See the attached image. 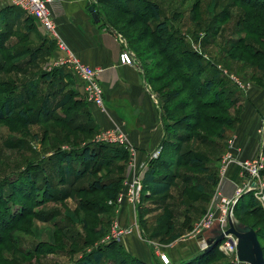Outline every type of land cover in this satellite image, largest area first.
Wrapping results in <instances>:
<instances>
[{"label": "rangeland", "instance_id": "374dc122", "mask_svg": "<svg viewBox=\"0 0 264 264\" xmlns=\"http://www.w3.org/2000/svg\"><path fill=\"white\" fill-rule=\"evenodd\" d=\"M244 2L119 0V10L124 12L98 5L102 18L130 46L144 69V76L148 79L154 97L159 101L160 111L168 126L160 162H169L168 166L164 164V169L157 167V173L168 176L166 179L172 183V189L163 198L149 197L143 191L145 197L138 212L126 200L119 203L116 201L119 194L125 192L124 184L130 183L133 173L137 172V169H131L132 162L128 163V170L124 166L121 171L117 169L120 163H113L104 170L88 165L85 168H75V171L82 169L87 174L77 179L72 187L58 185L56 178H60L62 173L57 171L55 178L49 177V181L55 196L58 192L60 196L52 202L32 206L34 200L25 203L19 194L24 187L17 180L25 166L35 162L42 163L48 160L50 154L58 151L82 148L88 143H95L102 131L94 130L90 135L76 131V125L87 126V110L85 105L73 106L74 99L69 106L75 110H54L52 113H49L51 110H45L37 124L26 125L18 117L1 120L0 264L82 262L85 256L106 248L111 243L107 238L113 224L120 227L129 225L130 222L123 224L120 220L124 206L129 208L127 210H130L132 220L133 217L137 219V230H143L156 244L169 247L176 243L178 247L191 242L196 245L197 239L193 237L199 228L198 224L207 213L217 214L215 198L220 190L219 181L223 180L221 171L225 167L224 157L229 153H233L236 158L235 163L231 164L235 167V175L230 182V196L223 192L222 196L231 199L240 188V193L236 194L240 195L239 199L244 196L239 206L234 205L231 215L237 225L235 227L240 230L248 228L254 232L264 260V210L263 214L253 212L254 207L246 205L251 199L244 189L249 178L239 167L240 162L253 160L259 154L264 157V118L260 120L256 130L259 142L257 152L252 157L243 158L244 148L238 145L235 138L244 112V99L241 95L243 91L223 74L228 73L243 84H249V89L245 91L247 94L253 84L264 87V0ZM111 3L115 4V0ZM149 4L157 6L158 20L153 18L151 9L147 7ZM134 9L142 12L144 19L134 15ZM160 23L167 26L164 34L156 28ZM26 25L31 28L34 24L27 21ZM38 33L29 39L22 30L14 27L8 28V35L4 40L0 37V93H9L12 87L19 86L24 80L37 78L40 73H49L52 70L48 66L50 58L37 61V56L44 50L39 47L41 43L43 42V47L50 45L41 29ZM246 33L254 34V37ZM160 35L164 40L169 37L173 45L179 46L180 53L174 55L184 63L185 67L180 71L172 69L173 65L165 61L163 45L158 43ZM23 38L27 40L25 43L20 41ZM36 39L40 40L34 41ZM245 45L248 48H243ZM198 57L202 60L200 67L197 66ZM31 60L37 62L26 67ZM19 64L24 67H19ZM213 68L228 81L222 80L225 90L217 87V91L224 92L219 102L208 106L206 103L210 100L213 102V96L202 95L205 94L206 86L211 83V76L216 72ZM183 71L189 73L184 78L181 75ZM44 92L51 93L53 89L47 86ZM168 94L171 101L161 104L159 99ZM3 98L5 97L0 96V102ZM59 100L50 102V106H54ZM38 103L40 99H35L28 107L37 106ZM76 105L81 106L80 109ZM197 159L198 162L195 161ZM229 167L226 169L225 181ZM121 175V188L114 201L108 200L112 194L109 191L88 190L94 182L114 180ZM237 179L238 182L235 181ZM260 180L264 184V173ZM61 184L65 182L61 181ZM63 194L69 198L64 200ZM164 220L168 221L167 234L156 239L154 236L160 235L162 230H159V226ZM217 226L216 223L211 229ZM136 233L134 230L129 236ZM175 235L178 237L173 240ZM210 237L211 235H205L203 242H210ZM104 250L106 253L100 264L132 263L128 257L130 255L116 247ZM197 250L196 245V254L209 252L206 255L209 259L201 264H246L238 260L236 248L231 254L221 251L218 244L210 249ZM195 253L182 261L194 257Z\"/></svg>", "mask_w": 264, "mask_h": 264}, {"label": "crops", "instance_id": "0c3cea01", "mask_svg": "<svg viewBox=\"0 0 264 264\" xmlns=\"http://www.w3.org/2000/svg\"><path fill=\"white\" fill-rule=\"evenodd\" d=\"M98 5L96 0H54L51 5V12L57 24L61 40L67 46L68 51L72 52L81 63L97 71L98 82L104 94L105 112H101L89 102L84 92V84L67 68H63L65 71L59 75L53 73L54 83L51 84L54 85L50 84L53 89V92L50 93L51 102L53 103L61 98L58 93L60 86L64 87V93H73L75 95L74 100L80 101L86 106L87 125H92L98 131L114 128L122 131L127 144L132 149L130 152L125 151L124 166H126V170H128V163L131 162L133 165L132 170L137 169L138 171L142 165H146L143 171L144 174L148 169L149 157L156 150L161 149L160 146L164 139L161 111L136 56L126 45L124 39L102 18L101 12L98 11ZM90 7L94 8L99 22L96 23L93 20L88 11ZM26 24L27 19L22 13L0 5V37L3 40L8 35V28L17 27V29L23 31L25 36L30 37L29 39H32L33 35L37 36L39 34L40 29L35 22H33L34 25L31 28L27 27ZM23 39L20 41L25 43L27 40ZM37 40L40 39L34 41ZM42 43L39 47L44 50H41L37 56V61L50 58L48 66L53 71L54 60L64 56L65 53L53 43V45L50 44L45 47L42 46ZM126 52L132 57V65L120 63V55ZM37 61L29 62L26 67ZM19 65L21 68L24 67L21 64ZM41 77L40 73L37 79L42 87L38 94L42 98L45 95L44 89L47 87V82L46 84L42 83ZM28 81L30 80H24L21 84ZM241 95L244 99L242 100L244 112L235 138L238 145L244 148L242 157L249 158L255 155L258 148L259 142L256 130L260 120L264 118V87L253 84L248 94L243 92ZM56 103L51 107V110H60L55 107ZM126 170L125 173L127 174ZM234 175L235 167L231 165L222 189L224 195L230 196L232 189L230 182L234 180ZM235 181L238 182V179ZM207 184L209 183L207 182ZM127 209L129 208L124 206L121 211V222L123 224L130 222L128 226L132 225V221L138 223L136 218L133 217L132 220V214ZM207 234L209 235V232L204 233L203 238ZM119 245L125 253L146 264H162L155 254L156 251L167 256L168 264H179L196 252H194L196 245L198 247L197 251L202 250L200 239L196 241V245L190 242L178 247L176 243L170 244L169 247L161 246L156 244L142 230L131 236H126ZM180 248L184 251H181Z\"/></svg>", "mask_w": 264, "mask_h": 264}, {"label": "trees", "instance_id": "16d2710c", "mask_svg": "<svg viewBox=\"0 0 264 264\" xmlns=\"http://www.w3.org/2000/svg\"><path fill=\"white\" fill-rule=\"evenodd\" d=\"M96 1L99 5L113 8L115 11H120L119 10L120 7L118 6L119 0H115V4L111 3V1L113 2L114 0H110V1L109 0H96ZM128 1H131V0H128ZM243 1L246 2L247 0H243ZM147 7L148 9L149 8L151 9L153 18L155 20H158L159 15H158L157 6L155 4H149ZM6 8H12L20 12L15 7L7 6ZM120 12H124V11L122 10ZM141 13L142 12H139L136 9H134L133 11V14L138 16L142 20L144 19L142 18L144 16ZM25 17L27 21L34 22V20H32L31 18L27 16ZM156 28L162 34H164L167 31V26L162 23L158 24ZM246 34L248 36L254 35V34L251 35L250 33L249 34L246 33ZM262 35H264V33ZM171 41L172 40H170L169 37H166V39L164 40L162 35H160V38L158 39V43L159 44L161 43L163 45L162 54L163 55L165 54V57H166L165 61L169 62L170 65H173L172 69L180 71L185 66H184L183 61L174 55V54L178 55V53H180L179 46L177 47L173 45ZM236 44L238 45L239 42ZM243 48H248V45H245ZM174 56L176 57L175 59H174ZM198 59L199 60L197 62V66L200 67L202 60L200 57H198ZM31 61H34V60H31ZM213 69L216 72H214L213 75L211 76L212 78L211 83H209L206 86L204 90L205 94L202 95L203 97H205L208 94H210V97L213 96V98H211L213 102H211L210 100L208 103H206L208 104V106H212L213 104L218 103L220 100V97L223 96L224 94V92H222L223 90L217 91V87L223 88L224 83L222 80L226 78H224L215 68ZM63 71H65L63 68H57L49 73L42 72L41 73V76H42L41 78L43 80L42 83L46 84L47 82L46 86L50 87V84L54 83V79H52V77H54V74L59 75ZM187 74L189 73H187L186 71H183L181 75L184 78ZM146 80L148 82L147 77H146ZM188 80L190 81V79ZM51 85H54V84H51ZM41 87H42L41 83L38 81L37 78L34 77L30 81L26 82L25 84H19V86L15 88L12 87L9 93L1 92L0 96H3L5 98H3V100L0 102V121L6 120L9 118L18 117L21 120H23L26 125H32V124L39 123L40 122L39 118H40L41 113H45V110H51L50 92L45 93V95H43V97L41 98L38 94ZM223 89L225 90V88ZM64 92H65L64 87L60 86L58 93L60 94L61 98L55 107H57V109H60V110H65V109L75 110V108H71L69 106L70 101H72V99L75 98V95L73 93L71 94L69 92L67 93H64ZM35 99H40V103H38L37 106L28 107L29 104L35 102ZM170 99L171 98L168 94V95L162 96V98H160L159 100L161 104L162 102L167 104L171 101ZM156 100L159 105V101L157 98ZM75 104H80L81 106L84 105V103L77 101V100L73 101V106H75ZM81 106H77V107L80 109ZM66 107H69V108H66ZM52 112H54V110L49 111V113H52ZM86 114L87 113H85V115ZM161 118H162V123H163L164 139L160 146L161 148L160 154L156 159H152L149 161L148 170L144 174V177L142 180L143 191L147 193V196L152 197V198L153 197L163 198L166 195H168V193L172 189V183L166 179L168 176H166L165 174L159 175L158 174L159 172L157 173V167L164 169L165 168L164 164L168 166L167 164L169 162L168 160L167 162L166 160H164V162H160L162 150H163V147L165 146V141L167 140L166 134H167V129H168V126L164 122V117H163L162 112H161ZM77 119L80 120V118H77ZM56 120L58 121L59 119H56ZM75 127H76L75 128L76 131H80L84 133L85 135H87L88 133L90 135L94 130L95 131L97 130L95 127H93L90 124H88L87 126L76 125ZM263 150H264V146H263ZM125 154H126L125 150L117 146L107 145V144H97L93 142L86 144L82 148L69 149L65 151L55 152L54 154H50L49 157L47 158L48 160L42 163L35 162L32 165L29 164L25 166L24 170H22L17 180L24 187V190L22 188L20 189L19 194L21 195V198L25 203H30V200H34V204L32 206H35V207L38 204L42 205L46 202H52L57 197L60 196V192H58L57 196H55V192L52 189L51 182L49 181V177L55 178V173H57V171L63 174V175L60 174L61 175L60 178H56L57 183H59L58 185L59 186L66 185L67 187H72L73 185L76 184L77 179L84 176V174H87L85 173V171H82V169L75 171V168H85L88 165H94L95 166L94 168L104 170L107 167H110L113 163H121L120 165H118V168H117L118 170L121 171L124 168V164H125V157H126ZM195 161L198 162V159ZM61 181H64L65 184H61ZM121 182H122V175L119 176V178H116L114 180L94 182L90 185L88 190L90 192L109 191L112 194H110L108 200L114 201L115 198L117 197L118 190L121 188L120 186ZM211 183H213V180ZM214 185H216V183ZM143 193L141 194L140 203L136 208L138 212L140 211L141 201L142 199L144 200V197H145ZM248 194L249 196H251V199H250V202H248L246 205L253 206L254 207L253 208L254 210H252L253 212H260L263 214V209L261 208L259 203L254 199L253 194L252 193H248ZM62 198L65 200V199H68L69 196L63 194ZM241 198L238 200L235 207L241 204L240 202L242 200ZM166 221L167 220H164L163 223L160 224L159 230H162V231L160 232V235L154 236V238L159 239V238L164 237L167 234L168 221L167 222ZM177 237H178L177 235L173 236V240ZM115 247L118 248L121 252L125 253L122 247L119 245V243L111 242L107 244L106 248H102L101 250H97L96 252H93L91 255L85 256L82 262H79L77 264H100V262L104 258V253H106L104 252L105 251L104 249L108 251V249L111 250ZM208 253L209 252L197 253L194 257L190 258L187 261H182L179 264H201L203 261H207L209 259V256L206 258V255H208ZM128 257H130L132 261L131 264H146L131 256H128Z\"/></svg>", "mask_w": 264, "mask_h": 264}, {"label": "built area", "instance_id": "2783aa9c", "mask_svg": "<svg viewBox=\"0 0 264 264\" xmlns=\"http://www.w3.org/2000/svg\"><path fill=\"white\" fill-rule=\"evenodd\" d=\"M54 0H0V5L11 6L17 8L24 16H27L34 20L38 27L44 32L46 38L49 42L53 43L59 50L65 53L64 56L56 58L53 62L54 69L56 68H67L70 70L79 80L84 84V92L90 103L96 106L100 111L104 112V94L103 90L98 82L97 71L90 68L89 66L80 62V60L70 51H68L67 46L61 40L58 32V27L53 18L51 12V5ZM120 63L124 65H132L133 60L129 53H124L119 57ZM220 70V69H219ZM221 71V70H220ZM222 73V71H221ZM225 77L237 86L240 91H247L249 89V84H243L238 81L236 77L231 76L228 73ZM97 144H107L114 145L122 148L125 151L130 152L132 149L127 144L125 135L118 129H110L102 131L95 139ZM232 148V147H231ZM160 154V149L156 150L149 159H156ZM236 158L233 153H229L224 157V164L221 171V176L223 180L219 181L218 193H216V212L207 213L205 218L198 224L196 235L193 237L195 239H200L202 243V249L206 248L205 242H203V234L210 230L211 227L217 223L221 231L224 233L229 228V216L231 215L232 208L239 200L240 188L236 190L233 198H225L222 193L225 173L227 167L232 163H235ZM146 165H142L137 172L133 173L131 182H125L122 192L117 197L116 201L121 202L126 200L131 208L136 209L140 203L141 194L143 191L142 180L144 177L143 171ZM239 167L242 169L243 173L248 175V180L244 185V189L247 193H252L254 199L259 203L261 208L264 210V184L261 182L262 174L264 173V157L259 154L255 159L242 161L239 163ZM238 186V185H237ZM245 192V193H246ZM110 204L112 202H109ZM138 225L134 222L131 226L120 227L118 224H113V227L108 235V242H121L123 238L129 236L134 230H137ZM213 229V228H212ZM237 240L232 234L224 235L223 240L218 244L221 251L226 254H231L235 251ZM155 254L162 264H168L169 260L165 254L156 251Z\"/></svg>", "mask_w": 264, "mask_h": 264}, {"label": "water", "instance_id": "95a60500", "mask_svg": "<svg viewBox=\"0 0 264 264\" xmlns=\"http://www.w3.org/2000/svg\"><path fill=\"white\" fill-rule=\"evenodd\" d=\"M93 18V20L97 23L99 22V19L97 17V14L94 11L93 7H90L88 10ZM232 215L229 216V228L224 233L221 231L219 226L216 228H213L209 231L210 242L204 241L206 244V248L210 249L217 244H219L223 238L224 235L232 234L235 236L237 243H236V249H237V257L238 260L241 263L246 264H264L263 256L261 248L257 242L256 235L251 229H244L240 230L238 229Z\"/></svg>", "mask_w": 264, "mask_h": 264}]
</instances>
